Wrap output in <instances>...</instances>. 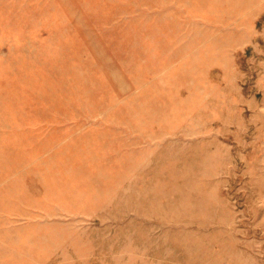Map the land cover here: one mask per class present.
<instances>
[{
	"label": "rangeland",
	"instance_id": "obj_1",
	"mask_svg": "<svg viewBox=\"0 0 264 264\" xmlns=\"http://www.w3.org/2000/svg\"><path fill=\"white\" fill-rule=\"evenodd\" d=\"M0 264H264V0H0Z\"/></svg>",
	"mask_w": 264,
	"mask_h": 264
}]
</instances>
